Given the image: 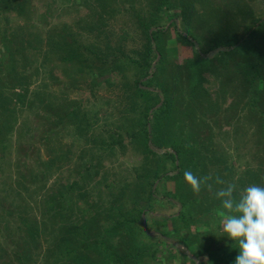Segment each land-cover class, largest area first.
Masks as SVG:
<instances>
[{"label": "rangeland", "instance_id": "1", "mask_svg": "<svg viewBox=\"0 0 264 264\" xmlns=\"http://www.w3.org/2000/svg\"><path fill=\"white\" fill-rule=\"evenodd\" d=\"M161 1L31 0L23 16L15 8L10 13L0 10V42L5 34V15L11 14L8 19L14 38L27 45L33 43L25 50L30 61L21 69L29 89L46 98L50 110L57 113L53 117L49 110H43L41 101L34 102L31 108L18 106L15 110L0 101V246L4 245L3 223L17 228L18 212L29 219L26 224L38 229L40 240L35 252L41 257L36 264H53L62 257L56 254L61 226L87 222L91 234L100 239L108 236L117 223L115 217L109 218L110 202L115 198L122 204V193L139 191L144 205L151 190V185L144 184L141 178L145 173L141 126L145 117L143 109L132 110L131 102L137 98L138 82L148 83L152 77L145 79L143 69L132 63L131 57H141L148 33L152 36L155 31L161 32L159 46L163 48L153 64L157 67L158 86L166 89H162L161 104L165 98L174 99L172 107L182 120L181 130L175 135L171 132L176 144L184 145L188 140L198 148L199 143L206 155L205 176L215 178L218 171L214 169L222 163L223 187L235 184L237 197L250 185L241 184L251 174L256 185L264 186V82L259 88L250 87L238 67L240 61L255 63L258 59L250 53L238 55V44L232 52L219 55L217 51L221 49H212L210 42L215 28L200 16L212 11L224 18L219 10L233 15L235 0H201L208 5L198 0H168L169 6H165L173 15L189 7L185 3L190 4L191 29L206 45V51H214L211 60H218L212 62L204 76L209 95L204 93L197 100L189 95L194 94L192 72L184 67L193 59V50L186 47L173 28L177 23L185 31L184 25L180 18L169 21V15H164L166 10L158 12ZM239 1L250 5L257 17L264 16V0ZM228 2L233 5L227 6ZM236 19L238 22V17L230 20L229 28L241 36L245 30L232 26ZM143 24L150 25L148 33ZM63 39L77 43L75 47L79 46L83 57L80 59H86L83 66L64 62L54 52L55 44ZM253 43L264 54V38L249 42ZM16 93L22 90L8 92L9 104L15 102ZM28 97L32 100L33 94ZM171 116L175 118L174 111ZM174 154L177 157L176 151ZM153 161H149L148 171L157 169ZM224 165L233 171L225 170ZM159 168L174 170L170 161ZM197 169L199 166L190 171L198 176ZM246 171L248 176L242 178ZM217 190L218 185L207 190L200 201L192 202L188 222L199 232L208 233L197 235L192 230L187 245L195 250L206 249L207 263L211 255L213 263L234 264L238 246L222 233L225 210L215 197ZM126 200L124 205H129L127 197ZM158 210L176 212L169 206ZM26 236L28 240L27 229H22L13 238L23 244ZM178 247L184 249L182 245ZM45 256L51 260L46 261Z\"/></svg>", "mask_w": 264, "mask_h": 264}, {"label": "trees", "instance_id": "2", "mask_svg": "<svg viewBox=\"0 0 264 264\" xmlns=\"http://www.w3.org/2000/svg\"><path fill=\"white\" fill-rule=\"evenodd\" d=\"M204 1L208 3L207 0ZM30 2L31 0H0V10L4 13H10L15 8L16 13H24L20 14V16H23L30 7ZM167 2L168 0L161 1L157 9L158 12L167 11V8H165V6H169ZM198 3L204 4L201 0H198ZM233 3L235 4L234 10H232L233 15L219 10L223 13L224 18L217 17V15L212 14L214 13L212 11H205L200 16L206 19L205 23L215 28L214 33L211 34L213 38L210 42L212 49H221V51H217L219 55L222 56L224 53L232 52V48L238 44V55L250 53L256 56L258 61L256 60L255 63L240 61L238 67L241 68L240 75L248 79L246 82L244 79V82H248L250 87L254 85L253 87L259 88L261 83L264 82V54L255 43L250 45L249 42L257 38H264V16L257 17L249 8L250 5L247 6L243 1L235 0ZM186 5L189 7H183L180 13L170 15L169 11H165L164 15H169V21L173 18H180L184 25L185 31H181V25L179 26L177 23L173 24V28L186 47L193 50V59L187 61L184 67L189 68L190 70L187 69V71L192 72V92L194 94L189 93V95L192 100L196 96L195 100H197L202 98L204 93L209 95L204 86L206 82L204 76L212 62H215V60L218 62V60H211L210 55L214 51H206V45L200 43L201 38L191 29L192 12L190 11V4L185 3L184 6ZM226 5L231 6L233 4L228 2ZM9 15L11 14L5 15V34L0 42V101L2 100L4 104H8V108L12 110H15L18 106L31 108L34 102L36 104L37 101H41L43 104L42 109L46 112L49 110L48 112L55 117L57 113L50 110L46 98L38 97L36 92L29 89L28 79L25 74L23 75L21 69L24 68L25 64L28 65L30 61V57H27L25 50L33 43L27 45L23 40L14 38L9 25ZM236 17L239 18V21L237 22L238 19H236L232 26L238 25V29L243 28L245 30V33L241 36H236L235 29L231 30L229 28L231 26L230 20ZM226 23H229L228 26H226ZM143 27L148 33L150 25L143 24ZM160 33V31H155L152 36L148 33L147 44L141 57L135 55L131 57V62L143 69L145 79L152 77L148 83L138 82L137 98L131 102L133 111L144 110L145 120L144 123L142 121L141 126H143L144 132L142 146L144 147L145 162L143 167L145 173L141 178H143L144 184L151 185V190L147 194L148 198L143 205L140 203V192L130 190L128 194L122 193V204L117 202V198L110 202L109 218L115 217L117 223L114 229L108 232V236L106 235L100 239L91 234L87 222L84 225L74 227L65 228L61 226V231H59L61 234L60 241L56 254L62 255V257L59 260L58 258L54 260L53 264H220L218 262L213 263L211 255H209L210 263H207L208 251L206 249L195 250L196 248L192 245H187V236L192 230L197 235L208 233V231L206 233L199 232L188 222L192 202L195 200L200 201L208 188L202 184L201 191L197 196L184 179L185 171L194 170L196 166H199L197 170H200L197 177L203 178L205 174H208L207 168L206 171L203 170L206 155L202 153L203 148L199 146V143H197L198 148L194 146V142L188 140L184 145L176 144L171 136V132L175 135L181 130L180 121L182 120H180L181 116L176 114L175 106L172 107L174 99L165 98L166 101L164 100V103L161 104V95H164L163 92H166V89H164V86H158L157 67L154 68L153 66L156 59H158V55L163 53V48L159 46ZM75 44L77 43L70 44L63 39L62 42L55 44L57 50H54V52L61 56L60 58L64 62L83 66L86 59H84L85 61L80 59L82 55L79 54V46L75 47ZM87 63L89 64V61ZM242 87L247 88L246 86ZM16 90H22V93L15 94V102L12 103L11 100L13 104L11 105L9 104L8 92ZM259 91L262 93L260 89ZM29 93L33 94L32 100L28 97ZM173 111L175 118L171 116ZM262 126L264 131V124ZM168 129L170 130L168 131ZM175 151L177 157L174 154ZM151 159L155 160L153 162L157 164V169L152 171L149 169L150 171H148ZM165 161H170L174 166V170L169 172L164 168H159L163 166ZM222 165L221 163L216 166L214 171H218V174L208 182L212 184V188H217L218 185V190L224 186V184L215 182L217 177L223 180L224 170H222ZM224 166L225 170L230 168ZM230 170L229 172H232L233 168H230ZM241 175L242 178L248 176V172L246 171V174ZM249 177L246 183L243 181L241 185L244 186L247 183L256 185L255 177L252 174ZM157 181L159 185L156 186ZM140 187L144 188L145 186L141 185ZM126 197L130 201V203L128 202L129 205H124L127 201ZM166 206L176 209V212L169 214L158 210V208L165 209ZM2 210L5 212L4 206ZM17 215L20 217V219L18 218L19 225L17 228H11L7 223H3L4 233L2 239L4 245L0 246V264H36L37 259L41 257L40 253L38 255L35 252L38 249L37 246L40 240L38 229L35 226L26 224L29 219L21 216L18 212ZM22 229H27L28 235V240L26 236L23 244L15 242L13 238L14 233H19ZM111 240L116 241V243ZM178 245L184 246V249L179 248ZM45 258L46 261L51 260L49 256H45ZM200 259H203V261L201 262Z\"/></svg>", "mask_w": 264, "mask_h": 264}, {"label": "clouds", "instance_id": "3", "mask_svg": "<svg viewBox=\"0 0 264 264\" xmlns=\"http://www.w3.org/2000/svg\"><path fill=\"white\" fill-rule=\"evenodd\" d=\"M184 179L197 195L202 184L212 191V184L207 183L211 176L200 178L191 171H185ZM215 182L225 183L219 177ZM214 194L225 210L222 233L239 249L234 264H264V186L249 185L237 197L236 185L227 184Z\"/></svg>", "mask_w": 264, "mask_h": 264}]
</instances>
